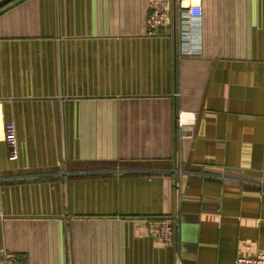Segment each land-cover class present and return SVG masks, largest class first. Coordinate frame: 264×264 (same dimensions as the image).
<instances>
[{"label": "crops", "instance_id": "0c3cea01", "mask_svg": "<svg viewBox=\"0 0 264 264\" xmlns=\"http://www.w3.org/2000/svg\"><path fill=\"white\" fill-rule=\"evenodd\" d=\"M202 51L149 0L0 13V264H234L264 254V0H200ZM9 4V3H8ZM179 113L184 125L178 124ZM15 156L11 158V151ZM169 216V243L139 221Z\"/></svg>", "mask_w": 264, "mask_h": 264}, {"label": "built area", "instance_id": "2783aa9c", "mask_svg": "<svg viewBox=\"0 0 264 264\" xmlns=\"http://www.w3.org/2000/svg\"><path fill=\"white\" fill-rule=\"evenodd\" d=\"M173 4L178 31L179 55H198L202 51V15L203 8L200 0H149V14L146 20L147 34L157 36L169 33L171 18L169 5ZM183 114L179 113L178 124L184 125ZM0 140H5L14 148L16 143L15 124L9 121L0 129ZM15 151H11V158ZM154 239L164 244L172 239L176 222L169 216L143 217L139 221ZM4 264H25L11 252L3 253ZM234 264H264V254L255 256H238Z\"/></svg>", "mask_w": 264, "mask_h": 264}, {"label": "water", "instance_id": "95a60500", "mask_svg": "<svg viewBox=\"0 0 264 264\" xmlns=\"http://www.w3.org/2000/svg\"><path fill=\"white\" fill-rule=\"evenodd\" d=\"M20 1L21 0H0V13L3 12V11H5L9 7L17 4Z\"/></svg>", "mask_w": 264, "mask_h": 264}]
</instances>
